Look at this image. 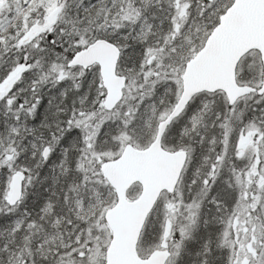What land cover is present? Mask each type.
I'll return each instance as SVG.
<instances>
[{
	"label": "snow or ice",
	"instance_id": "1",
	"mask_svg": "<svg viewBox=\"0 0 264 264\" xmlns=\"http://www.w3.org/2000/svg\"><path fill=\"white\" fill-rule=\"evenodd\" d=\"M0 264H264V0H0Z\"/></svg>",
	"mask_w": 264,
	"mask_h": 264
}]
</instances>
